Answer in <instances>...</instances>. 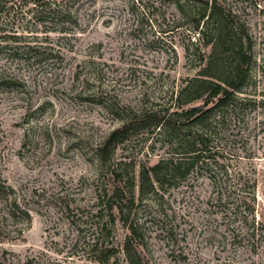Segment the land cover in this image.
Here are the masks:
<instances>
[{"label": "rangeland", "instance_id": "rangeland-1", "mask_svg": "<svg viewBox=\"0 0 264 264\" xmlns=\"http://www.w3.org/2000/svg\"><path fill=\"white\" fill-rule=\"evenodd\" d=\"M24 2L0 11V181L32 222L1 214L0 264H264V0H231L254 59L224 124L215 113L170 134L137 126L106 160L99 147L120 119L175 111L200 77L195 19L168 0H57L63 15L48 19ZM162 161L182 170L141 184ZM114 169L135 195L124 213L107 204ZM131 222L144 241L134 258Z\"/></svg>", "mask_w": 264, "mask_h": 264}, {"label": "trees", "instance_id": "trees-1", "mask_svg": "<svg viewBox=\"0 0 264 264\" xmlns=\"http://www.w3.org/2000/svg\"><path fill=\"white\" fill-rule=\"evenodd\" d=\"M17 1L19 0H0V11L1 8L5 9L7 3L16 4ZM23 1H25L24 4L32 3L36 6V16L48 19L49 15H63L61 10L52 8L57 0ZM168 1L174 2L183 16L196 21L195 30H199L201 62H203V69L199 73L200 77L192 80L181 90L176 102L180 101L175 103L177 106L175 111L170 113L168 110L145 109L120 119L118 125L112 129L99 147L102 160L108 158L111 148L117 144L121 136L126 135L137 126L143 128L153 124L155 128L159 127L164 134H170L174 131L177 132L180 129L179 124L182 122H186L189 126L208 122L215 113L221 114L218 125L222 126L225 121L224 108L234 105L238 100V94L242 92L243 83L248 78L249 69L254 59V40L248 24L241 20L245 19L241 13L243 12L241 4L237 2V5H234L231 0ZM183 98L186 99L181 103ZM195 101H202L203 104L186 107L187 104ZM207 137L206 133H201L198 134L197 141H191L194 146L201 143L206 148L198 149L201 154L198 157L206 155L202 152H207L209 147ZM182 165L183 163L180 161L176 163L162 161L149 170L143 169L141 184L144 185L146 181H152L162 185V177L167 174L164 169H167L168 172H177L182 170ZM118 171L116 169L113 171L115 183L111 193L108 194L107 204L110 210L124 213L125 208L130 209L129 206H133L135 195L126 184L127 181L122 173ZM0 216H2V221L10 220L17 224L18 220L24 219L27 222V227L32 222V216L29 210L22 205L16 190L2 181H0ZM128 229L129 234L125 248L132 258L136 252L139 253L144 241L135 222H131ZM23 230L19 229V233H22ZM132 262L135 264V261Z\"/></svg>", "mask_w": 264, "mask_h": 264}]
</instances>
